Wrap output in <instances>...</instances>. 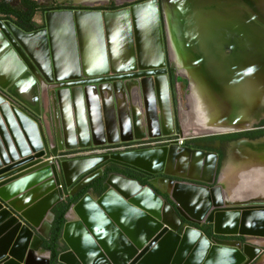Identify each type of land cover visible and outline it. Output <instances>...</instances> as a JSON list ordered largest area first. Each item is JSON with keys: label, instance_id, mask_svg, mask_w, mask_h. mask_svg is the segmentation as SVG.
<instances>
[{"label": "water", "instance_id": "1", "mask_svg": "<svg viewBox=\"0 0 264 264\" xmlns=\"http://www.w3.org/2000/svg\"><path fill=\"white\" fill-rule=\"evenodd\" d=\"M180 4L179 18L168 24L164 19L166 32L177 28L175 37L183 44L192 66L185 69L213 81L222 100L221 93L226 92L233 109L225 124H246L243 129L226 133L250 131L264 120L263 0H193L188 4L184 0ZM142 15L146 17L150 44L147 62L140 30ZM44 18L45 29L34 33L0 22V264H28L30 256L49 257L41 246L50 231L53 209L102 177L107 164L184 182L166 181L164 188L170 186L171 190H160L167 196L164 200L152 186H140L136 180L111 174L101 195L89 192L68 209L61 233L66 251L58 256L59 264H67L66 258L74 264H98V259L102 264H253L262 249L252 246L249 240H264V201L227 204L225 188L219 181L221 175L215 178V153L179 148L173 143L162 148L61 161V144L55 148L47 145L42 100L49 95L51 85L73 81L77 82L68 85L74 88L71 92H53L51 98L57 95L65 105L71 99L75 106L83 103V98L87 100L92 128L87 131L82 127L77 138L81 146L88 147L91 142L100 147L173 134V124L171 132L164 130L158 110L150 133L146 117L141 128L132 107L131 118L123 126L114 105L101 104L102 119L99 110L90 113L88 104L96 108L99 105L89 96L91 88L128 89L134 85L146 88L155 109L159 107V84L166 82L168 71L157 0L134 3L114 12L48 11ZM114 20L121 23L124 36L123 68H115L111 61L109 23ZM86 28L101 60L99 69L92 72L85 68L81 46ZM61 36L66 59L63 65L56 58V54L60 57ZM22 90L28 95L22 96ZM251 114L255 118L250 119ZM64 139L66 148L72 149L73 138L68 134ZM82 139L86 142L82 143ZM189 168L196 170L195 176L177 174L179 169ZM112 178L132 185L134 190L113 189L109 185ZM144 195L152 204L150 208L140 204ZM110 198L123 218L134 219L151 230L140 244L132 241L124 225L105 209L104 202ZM203 225L210 228L211 237L199 230ZM73 230L80 232V242L69 236ZM220 238L242 241L222 242ZM221 254L232 257L219 258Z\"/></svg>", "mask_w": 264, "mask_h": 264}, {"label": "bare ground", "instance_id": "2", "mask_svg": "<svg viewBox=\"0 0 264 264\" xmlns=\"http://www.w3.org/2000/svg\"><path fill=\"white\" fill-rule=\"evenodd\" d=\"M117 1H120V0H117ZM165 1L167 0H163V12H164V16L166 19V23L168 24L174 19L176 20L177 18H179V11H181L180 1L182 2L184 0H169L167 2L166 9H165ZM170 1L172 2L173 9L175 12L172 9V5L169 4ZM185 1L188 4L189 2L193 0H185ZM74 3L73 5H75ZM97 3L98 1H93L92 4L84 2V3H80L79 5L92 6ZM165 10H166V13H165ZM145 18H146L145 15H142L140 17V27H141L140 30L142 33V48H143V54H144V61L147 62L150 59V54H149L150 44L148 40V29H147ZM120 24L121 23L116 20L110 21L109 23L110 55H111L112 64L115 68H123L125 64L124 47H122L124 43V36L122 34V27ZM176 30L177 28L167 29V32H168L167 42H168L169 47L171 48L170 50L171 57H172L171 59L172 61H174L173 63L177 67L178 74L180 75L182 73L181 75H183L186 79L189 80V87L192 88L191 98H190V103H189V109H190L189 114L191 115V117L185 116L187 115L185 113H181V116H179V118L181 117V122L183 124L182 126L186 127L185 129L189 130V132L192 133V136H207V135L226 133V132H232V131H237L239 129H243L246 125L244 123L240 125H236V126H232V125L230 126V125L225 124L226 120L229 119V116L233 109V105L230 103V100L226 92L221 93L223 97V100H222L220 95L218 94V91H215L216 86H215V83H213V81L211 82L210 79H207V78L205 79V77H203L201 74L197 72L188 71L190 70L188 68L185 69V67L191 68L192 66L188 58L184 54L183 47H182L183 44H181V41H179L180 39L177 40L175 37V34L177 32ZM83 31H84V34H83L84 36L81 39V46L84 50L83 51L84 65L87 71H91V72L96 71L101 66V60L99 56L97 55L98 50L95 49V47H93V39H92V36L90 35L89 29L86 28ZM161 84L162 86H164V87L161 86L162 88H164V91L166 89L168 98L164 100L162 99L160 95V88H159V107L157 109H155V107L151 103L147 89L146 88L142 89L139 87L137 88V86H134V85L130 86L128 89H125L123 86L116 87V88H112L109 86H100L98 89H94V88L89 89L88 93L93 101L107 105L108 107H112L114 105V107L118 109L119 123L123 126L126 125L125 123L128 121L130 117L129 107H132L133 111L136 112V114L140 118L141 128H143L144 126L143 117L145 116L146 125L149 127L150 133H152L153 129L151 127V124L154 123L153 121L156 119L155 118L156 111L158 110L161 116V123L163 125L164 130L171 132L172 131V119H171V106L169 103L168 88L164 80H162ZM20 94L24 97L28 95L25 90H22ZM75 95L79 97V94L77 92L75 93ZM64 100H66L65 97H64ZM251 115L253 116L250 117V119H253L255 115L254 114H251ZM199 124H201V126ZM180 128H181V124H180ZM70 144L73 145L72 142H70ZM256 146H258L261 150L254 151L253 149H251V150L245 151V153H243L242 155L240 154V156L238 157L236 155L237 158H235L234 161L238 159V160H241L242 164H244L245 166L247 167L249 166L248 168H246L249 170H247L245 173H249L251 170H255L257 174L263 173L264 175V144L263 145L260 144ZM256 146L254 147L252 146V148L256 149ZM228 168H230V166ZM192 169L193 168H189V172L188 170H186V171H183V173L187 172L188 174L191 173V175H193L194 172L192 171ZM237 173L238 172H229V174L225 177V181L223 183L220 182V184H222L223 187L225 188L224 199L226 198L225 193L228 191L229 185H231L228 180L230 179L231 176ZM247 175H250V174H247ZM239 176H236L234 178V181L235 179L238 180ZM186 177H191V176H186ZM109 185L113 189H119L122 192H126V191L130 192L134 190V187L132 185H127V183L121 180L115 179V178H112L109 181ZM164 189L167 192H170L171 190L170 186H168V189L167 188H164ZM144 196L145 197H142L140 199V204L146 208H150L152 204L149 203V201H147L148 196L147 195H144ZM249 201H264V198L262 200H249ZM245 202H248V201H245ZM245 202L240 201L237 203H245ZM226 203L233 204V203H228V201H226ZM237 203H234V204H237ZM104 207L113 217H115L122 225H124L132 241L140 244L142 240L144 239V237L146 235H149V233L151 232V230L145 229V225L135 222L134 219L131 220L130 218H127V217L123 218L125 216H123L119 212L120 208L118 207V205H116L113 199L110 198L106 200L104 202ZM76 231L75 230H73V232L70 231L69 236L73 238L74 241L80 242V239H81L80 232L79 231L76 232ZM218 257L224 258V257H232V256L221 254ZM97 261H98V264H102L101 260L98 259ZM65 262L67 264H74L73 260L70 258H66ZM222 262L218 261V263L223 264ZM27 263L28 264H46V259L30 256L27 259Z\"/></svg>", "mask_w": 264, "mask_h": 264}, {"label": "rangeland", "instance_id": "3", "mask_svg": "<svg viewBox=\"0 0 264 264\" xmlns=\"http://www.w3.org/2000/svg\"><path fill=\"white\" fill-rule=\"evenodd\" d=\"M31 1L36 3V5L39 8H48V7L49 8H54V7L56 8L57 6H61V5H58L57 0H31ZM93 1H100L97 4H94L93 7H103V6L108 7V6L113 5V4H115L117 6L127 5L130 3L139 1V0H120V1L104 0V2H102L103 0H71V1H67L65 3L73 4L75 2L74 4L76 6L87 7L85 5H79V4L84 3V2L93 3ZM0 2H5L7 5H9L10 7L14 8L18 11L26 12V10L19 4L18 0H0ZM165 5H167V2ZM62 6H63V4H62ZM33 20L35 21V26L42 24L40 21V15L39 14L36 15ZM15 21H16L15 19L11 18L9 20V19H5L2 16H0V22H8L12 26H15L13 23ZM165 26H166V24H165ZM169 48L170 47H169L168 42H167V52H168V56L170 59L169 67L171 69H176L177 67L173 63L174 61H172V59H171L172 58L171 52H170L171 48L170 49ZM175 72H176V70H175ZM181 74L179 76L174 74L173 81L169 82V83L167 80L168 78H166L167 85H168V93H169V103L171 106V119H172V124H173V134H171L169 137H163V136H160L157 138L147 137L144 140H134V141H131L128 143H118V144H114V145H108L106 143L100 147L93 145V143H91V142L88 145V147L81 146V143H79V140L77 139L78 134H80L85 127H86L87 131H89L90 128H92V124L89 120L90 118H89V114H88V110H87V100L85 98H83V103H80V104L77 103L75 106L71 99L69 100V104L65 105V104L59 102L57 95H56V98H54L53 100L51 98V93H53V92H59L60 94H63V92H71L74 88L69 87L68 85L73 84L77 81L64 82V83H58V84L55 83V84L51 85L50 87H52V90L48 89L47 93L49 95L45 96L43 98L42 108H41L42 122H43L42 126L44 128V133H45L47 145L50 148H55L58 146V143H60L62 150L59 152L58 155L60 157V160L64 161V160H75V159L89 158V157H93V156H104V155H113V154L133 152V151H143V150H149V149H155V148H162L164 146L168 147V145L167 146L165 145L168 138H169V140L180 139L183 141L184 145H187V144L192 143L194 141V139L204 137V136H192V133L189 132V130L185 129L186 127L182 126L183 124L181 122V117L179 118V116H181V113H185V114H187L185 116L191 117V115L189 114V111H190L189 103H190L192 88L189 87V80L186 79L183 75L181 76ZM83 80L84 79H82L78 82H81ZM167 98H168V96H167ZM64 101L66 103V100H64ZM88 104L91 105L90 106L91 107L90 113L91 112L95 113L99 110L101 113V118L103 119V117H102L103 107H102L101 103H97V104H99L98 108L93 106L92 103H88ZM156 106H157V104H156ZM157 117L160 120L159 112H157ZM129 118H131V117H129ZM144 119H145V116H144ZM158 122H160V121H158ZM180 124H181V128H180ZM157 125H158V129L160 130L161 124L159 125V123H158ZM166 125H167V123H166ZM82 127H84V128H82ZM145 132H146V134H148V129H145ZM68 134L73 138L74 145H73L72 149L66 148L67 145L65 142L67 140L65 141L64 136H67ZM206 137H208V136H206ZM84 142H86V141H84L82 139V143H84ZM69 145L72 146V144H70V143H69ZM226 174L228 175L229 173H225V176H226ZM239 174H240V176H239ZM159 175H161V174H159ZM236 176H239L238 180L240 179V182H241L243 176H242L240 171H238L237 174H234L233 176H231L230 179L228 180L231 185H229L227 192L230 193L229 198L233 204L240 202V201L245 202V201H249V200H262L264 198V191L260 192V189L264 190V188H262V187H259L257 189V191L254 194V196H255L254 198L252 197L251 194H247V195L240 197L239 194H240V192H242L241 191L242 186H241V189L232 188L234 186V178ZM97 178H95V179H97ZM83 180H84V178L80 179L74 185L75 189L77 188V185H80L83 182ZM236 180L237 179H235V182H236ZM159 186H161L160 187L161 191H165L162 184H160ZM231 191H232V193H231ZM233 194H235V196L237 195L236 198L233 196ZM231 198H235V199L232 200ZM203 226H201V227H203ZM231 239H233V240H231ZM220 240L222 242H228V241L234 242L235 241L234 238H226V240H222V239H220ZM249 241H250L252 246L257 247V244L254 243L255 242L254 240H249ZM40 257L44 258L43 256H40ZM46 259H49V257H47V255H46ZM256 261L253 264H257Z\"/></svg>", "mask_w": 264, "mask_h": 264}, {"label": "flooded vegetation", "instance_id": "4", "mask_svg": "<svg viewBox=\"0 0 264 264\" xmlns=\"http://www.w3.org/2000/svg\"><path fill=\"white\" fill-rule=\"evenodd\" d=\"M146 1L147 0H139V1H136L133 3H130L127 5H121V6H117V5L113 4V5H110L108 7H104V6L103 7H93V5L87 6V7H79V6H74L73 4H70V3L63 2V6L62 5L57 6L56 8L55 7L54 8H49V7L48 8H39V10L33 14L32 19H31V23L29 25L32 28V30L30 32H26L25 30H22V31L25 33H34V32L41 31V30L45 29V18H44V16H45V13L48 11L81 10V11H93V12L97 11V12H101V13H103L104 11L114 12V11L121 10L123 8H130L134 5V3L140 4L141 2H146ZM168 1L169 0L165 1V4ZM98 2H100V1H98ZM102 2H104V0ZM157 3H158L162 37L164 39V48H165L164 53H165V61H166V70L168 71V74H169V75L167 74V76H168L167 80L169 83V82L173 81L174 74H176L177 76H179V74L177 72V68L171 69L169 67L170 59H169L168 52H167V41H166L167 40V38H166L167 34H166V26H165V19H164L163 5H162L163 0H157ZM89 4H92V3H89ZM170 4L172 5V2ZM165 9H166V5H165ZM172 9H173V5H172ZM173 11H174V9H173ZM165 13H166V10H165ZM38 14L40 15V21L42 24L35 26L33 19ZM226 54H228V51L226 52ZM175 70H176V72H175ZM161 86H162V84L160 82V86H159L160 95H161L162 99L164 100L167 98V93H166V89L164 91V88H162L164 86H162V87ZM199 125L201 126V124H199ZM173 143L174 144L176 143L175 140L174 139L169 140V138H168L165 145L170 146ZM260 144H262V145L264 144V120L260 121L256 125H254L250 131H246V132L239 131V132L226 133V134L217 135V136L200 137V138L194 139V141L192 143L187 144V145H184V144H182V146H178L177 144H175V145L178 146L179 148H191L193 150H199V151L208 152V153H215L217 155V162H216V167H215V178L217 179L221 175L220 182L223 183L225 181V177L227 176V174L225 176V173H229V172H233V171L234 172L240 171L242 176H243L242 181L240 182V179L236 180V182L234 181V186L232 188L241 189V186H242V190H241L242 192L239 191L240 197L247 195V194H251L252 197L254 198L255 197L254 194L257 191V189L259 187L264 188V175H263V173L257 174L255 170H251L249 173H245L247 170H249V169H246L249 166L247 167L244 164H242L241 160L237 159L236 161H234V159L237 158L238 156H240V154L242 155L243 153H245V151H248L251 149H253L254 151L255 150L260 151L261 149L258 146H256V145H260ZM252 146L253 147L256 146V149L252 148ZM236 155H237V157H236ZM105 166L103 168V173L105 171ZM229 166H230V168H228ZM192 171L195 172L196 170L192 169ZM188 172H189V170H188ZM136 173L142 175L143 178L148 179L149 185L152 186V188L157 190L159 193H160V187H161L159 185L160 184H162L163 186L166 185V181L167 182H169V181L184 182L183 180H180V179L166 178L163 175H156L153 177H149V176H146V175L141 174L139 172H136ZM177 174L185 175V176H191V177L195 176V174L191 175V173H189V174L187 172L183 173V171L181 172V170L177 171ZM247 174H250V175H247ZM155 180L158 181L157 182L158 184L153 183V181H155ZM261 191H264V190L260 189V192ZM231 193H232V191H231ZM233 196L236 198L237 195L235 196V194H233ZM225 197H226L225 200L228 201V203H232L230 201V198H229L230 193L226 192ZM235 198H231V199L234 200ZM203 227L206 230H210V228L208 226H203ZM222 239H224V238H222ZM224 240H226V239H224ZM231 240H233V239H231ZM235 241H238V240H235Z\"/></svg>", "mask_w": 264, "mask_h": 264}, {"label": "trees", "instance_id": "5", "mask_svg": "<svg viewBox=\"0 0 264 264\" xmlns=\"http://www.w3.org/2000/svg\"><path fill=\"white\" fill-rule=\"evenodd\" d=\"M18 2L26 10V12L18 11L4 2H0V16L9 20L11 18L15 19L16 21L13 23L17 28L25 30L26 32H30L32 28L29 25L31 23L32 16L39 10V7L31 0H18ZM110 174L136 180L140 186H150L148 179L143 178L142 175L137 174L131 169L114 164L106 165L102 177L93 180L88 186L84 187L73 197L65 200L53 209L54 218L50 225V231L47 238L43 239L41 246V249L49 254V264H59L58 256L66 251L65 246L61 244V233L65 224L64 217L70 206L76 204L84 195L89 192H92L94 195H101L105 191L103 188L104 182ZM154 192L157 195L162 196L164 200H167L166 195H161L155 189ZM199 230L202 231L207 237H211L210 230H206L204 227L199 228ZM234 240L242 241L241 238H234Z\"/></svg>", "mask_w": 264, "mask_h": 264}, {"label": "crops", "instance_id": "6", "mask_svg": "<svg viewBox=\"0 0 264 264\" xmlns=\"http://www.w3.org/2000/svg\"><path fill=\"white\" fill-rule=\"evenodd\" d=\"M67 1H71V0H57V2H58V5H62L63 4V2H67ZM34 23H35V21H34ZM61 38V40H60V42H61V46L59 47L60 49L61 48H63L64 47V44H63V42H64V40L62 39V36L60 37ZM58 45V44H57ZM59 49V50H60ZM59 50H58V52H59ZM60 57H59V54H58V56H57V54H56V58L58 59V64H64V62H65V53H63V50L61 49L60 50ZM49 90H52V87H49ZM222 240H224V239H222ZM255 242V244H257V247H261V249H262V254L260 255V257L257 259V264H264V240H261V241H256V240H254ZM43 257L44 258H42V259H46V254L45 255H43Z\"/></svg>", "mask_w": 264, "mask_h": 264}, {"label": "built area", "instance_id": "7", "mask_svg": "<svg viewBox=\"0 0 264 264\" xmlns=\"http://www.w3.org/2000/svg\"><path fill=\"white\" fill-rule=\"evenodd\" d=\"M175 140V144H177L178 146H182V144H183V141L182 140H180V139H174Z\"/></svg>", "mask_w": 264, "mask_h": 264}]
</instances>
